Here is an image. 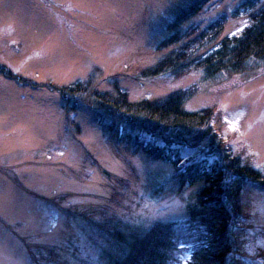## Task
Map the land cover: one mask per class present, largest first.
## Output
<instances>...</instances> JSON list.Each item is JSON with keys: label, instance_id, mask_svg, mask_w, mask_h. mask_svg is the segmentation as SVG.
I'll return each mask as SVG.
<instances>
[{"label": "rangeland", "instance_id": "1", "mask_svg": "<svg viewBox=\"0 0 264 264\" xmlns=\"http://www.w3.org/2000/svg\"><path fill=\"white\" fill-rule=\"evenodd\" d=\"M191 1L0 0V264H106L118 247L98 225L187 218L190 191L153 197L170 163L123 147L117 156L102 125L121 121L97 116L90 103L64 110L59 89L89 77L99 91L117 81L132 102L193 87L186 108L213 109L225 138L264 174V63L210 81L200 71L143 76L166 53L156 49L165 25ZM244 2L212 0L185 28L224 15L223 36L235 35L247 24L237 12ZM247 190L232 258L264 264V192Z\"/></svg>", "mask_w": 264, "mask_h": 264}, {"label": "trees", "instance_id": "2", "mask_svg": "<svg viewBox=\"0 0 264 264\" xmlns=\"http://www.w3.org/2000/svg\"><path fill=\"white\" fill-rule=\"evenodd\" d=\"M211 1L192 0L172 15L156 47L166 53L143 72L145 78L200 71L210 81L223 73L244 72L250 63H264V0H245L238 7L247 24L235 35L223 36L224 15L204 29L185 28ZM92 80L59 89L64 110L70 113L90 103L87 106L97 116L118 118L123 128L102 125L114 136L117 156L124 158L123 147L173 167L169 182L154 190L153 197L160 196L159 191L169 196L190 191L192 199L181 223L155 222L130 230L117 222L98 225L118 247V254H105L106 264H179L185 256V264H237L232 258L236 228L250 209L244 194L251 188L264 192V174L246 150L233 148L215 122L213 109L186 108L193 87L158 100L132 102L117 81L111 91H99Z\"/></svg>", "mask_w": 264, "mask_h": 264}]
</instances>
